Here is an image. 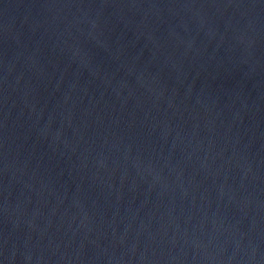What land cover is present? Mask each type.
I'll list each match as a JSON object with an SVG mask.
<instances>
[{"label":"water","instance_id":"1","mask_svg":"<svg viewBox=\"0 0 264 264\" xmlns=\"http://www.w3.org/2000/svg\"><path fill=\"white\" fill-rule=\"evenodd\" d=\"M0 264H264V0H0Z\"/></svg>","mask_w":264,"mask_h":264}]
</instances>
